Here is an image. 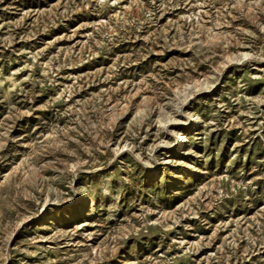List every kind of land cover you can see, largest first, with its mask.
Here are the masks:
<instances>
[{
	"label": "rangeland",
	"instance_id": "rangeland-1",
	"mask_svg": "<svg viewBox=\"0 0 264 264\" xmlns=\"http://www.w3.org/2000/svg\"><path fill=\"white\" fill-rule=\"evenodd\" d=\"M0 264H264V0H0Z\"/></svg>",
	"mask_w": 264,
	"mask_h": 264
},
{
	"label": "bare ground",
	"instance_id": "bare-ground-1",
	"mask_svg": "<svg viewBox=\"0 0 264 264\" xmlns=\"http://www.w3.org/2000/svg\"><path fill=\"white\" fill-rule=\"evenodd\" d=\"M181 139V138H180ZM88 203V202H87Z\"/></svg>",
	"mask_w": 264,
	"mask_h": 264
}]
</instances>
